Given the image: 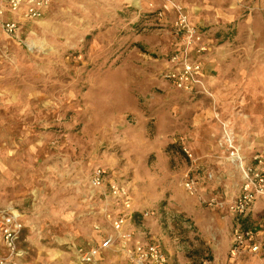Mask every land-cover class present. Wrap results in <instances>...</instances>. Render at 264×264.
Returning a JSON list of instances; mask_svg holds the SVG:
<instances>
[{"label":"rangeland","instance_id":"rangeland-1","mask_svg":"<svg viewBox=\"0 0 264 264\" xmlns=\"http://www.w3.org/2000/svg\"><path fill=\"white\" fill-rule=\"evenodd\" d=\"M175 6L204 31L210 74L236 86L238 102L228 115L213 84L211 95L191 96L161 76L179 42ZM199 114L204 122L194 123ZM253 121L257 152L264 153V0H53L19 32L0 27V144L4 135L30 138L38 155L22 164L25 178L17 175L15 183L20 187L37 171L34 205L29 199L17 206L36 220L22 232L25 262L44 248L63 250L67 225L92 226L86 217L105 209L107 196L97 189L96 198L87 181L103 166L126 183L137 212L155 210L145 220L137 213L133 222H148L166 237L170 264H264V196L257 197V217L242 224L258 234L259 250L231 254L234 221L224 216L225 226L208 224L214 215L208 207L215 204L197 187L204 177L213 179L212 172L197 168L193 151L189 159L178 141L192 127L216 125L219 154L234 170V192L242 176L229 161L225 128L248 162L252 154L242 150L238 131ZM198 151L200 158L213 157L204 147ZM187 178L194 180L193 193ZM16 197L8 193L5 200ZM183 206L200 209L201 231Z\"/></svg>","mask_w":264,"mask_h":264},{"label":"built area","instance_id":"built-area-1","mask_svg":"<svg viewBox=\"0 0 264 264\" xmlns=\"http://www.w3.org/2000/svg\"><path fill=\"white\" fill-rule=\"evenodd\" d=\"M52 0H0V27L7 34H15L19 29V22L12 13L22 14L28 20H38L44 15L45 9ZM176 20L174 23L179 36L173 51L167 58V66L161 73L163 79L178 91L191 96L211 95L204 76L202 55L208 52L210 45L200 26L190 22L188 15L180 6H175ZM12 16V17H9ZM182 152L193 158L192 149L184 137H179ZM224 143L231 149L230 157H236L234 163L238 165L242 176L240 193L226 209L236 220L231 245V254L240 253L243 249L258 251L260 245L254 238L252 228L242 227L248 210L254 200L264 196V153L251 155L246 162L239 156L233 138L225 133ZM89 185L103 192L107 196V205L103 216L114 236L104 235L99 243L92 246L77 247V260L67 264H99L102 252L115 245L120 240L119 250L124 253L126 264H169V258L156 239H140L133 237L134 216L139 213L144 220L152 218L156 212L147 209L137 212L134 208L132 196L126 183L111 176L103 166H95L89 176ZM185 188L193 193L194 180L186 179ZM215 199H211L213 203ZM24 225L13 208L0 212V239L2 252L0 264H23L27 251L20 244ZM201 264H211L202 260Z\"/></svg>","mask_w":264,"mask_h":264},{"label":"crops","instance_id":"crops-1","mask_svg":"<svg viewBox=\"0 0 264 264\" xmlns=\"http://www.w3.org/2000/svg\"><path fill=\"white\" fill-rule=\"evenodd\" d=\"M53 2V0H52ZM51 2V4H52ZM51 6V5H50ZM46 11V9H45ZM44 11V14H45ZM12 17V16H9ZM14 18L19 22V29L17 32L21 30V28L30 21L35 20H28L26 17H24L22 14H15ZM205 54H208L205 53ZM202 55V61L204 66V76L207 82V85L212 87V84L215 88H217V98L219 99V106L222 107L220 109L223 110L224 114L228 115L230 114V109L233 106L235 102H238L237 92H236V86L233 84L234 82H230V85L224 84L223 80L221 78V75L218 74L212 75L210 74L209 70L207 69V63L204 62V56ZM213 66H216L213 64ZM216 68V67H215ZM217 69V68H216ZM216 84V85H215ZM203 121V114L197 115V118L194 120V123H202ZM241 124V123H240ZM239 127V140L240 144L242 145V150H244V153H248V155L257 153V122H252V124H245L240 125ZM227 130V128H225ZM190 135H187L184 133V137L186 141L189 139V146L191 147L195 158H196V165L197 168L203 169L205 173L212 172V177L209 179V177H204L203 180L197 181V187L200 190L203 198L207 199H215L213 202L215 206L212 208H209V210H212L214 212V215L212 216L211 222L208 223L210 225H218L222 224V226H225L224 224V216L227 219L233 220L236 225V220L233 218L231 214L228 213L226 209V205L231 203L237 195L240 193V187L241 183L239 185L238 189H233L230 186V183L232 181V177L234 175V170L232 169L231 165L228 163L227 159L225 157H221L219 153H222L221 150L217 148L216 144V137L219 133L218 127L216 125H212V127L207 126L206 128H191L189 130ZM223 133V131H222ZM4 142L0 144V172H2L4 177L0 176V212L2 210H6L7 208H13L20 219V221L24 225V229L26 228V224L31 226L36 221L34 220L35 217L33 214L26 215L25 212L23 213V210L18 206V203H22L24 200L27 201L30 199V201H33V205L35 203V200H33V196L37 193L35 192V185L37 183L38 174L37 171L29 177L27 181H25L20 187L15 185V183L18 181V178H16L17 175H20L22 179H24V171L22 170L24 166L22 164L24 163H35L37 160V146H34V143L31 141V139H20V137L7 139V135H4ZM14 137V136H13ZM188 137V138H187ZM7 139V140H6ZM198 147H204L205 152L209 151L211 153H208L209 155H213V157H205L200 158L198 153ZM212 149V151H210ZM217 154H219L217 156ZM247 155V154H245ZM216 156V157H215ZM212 161L215 163L213 165ZM221 163H216V162ZM212 163V164H211ZM219 174L221 177L220 182L218 183L216 176ZM8 175L9 177H6ZM114 176V175H111ZM219 185H218V184ZM229 183V184H228ZM88 186L89 180L87 181ZM8 185V186H7ZM27 185V186H26ZM91 188V187H90ZM93 189L92 195L96 193V198H99L98 191L95 188ZM10 193L11 196H17L14 203L7 202L5 199L6 195ZM14 193V194H12ZM20 194H23V196H19ZM107 200V198H106ZM223 202L224 206L220 207V202ZM182 205V204H181ZM222 205V204H221ZM135 208V207H134ZM181 207V212L184 211ZM136 209V208H135ZM30 210V209H29ZM137 210V209H136ZM185 210L188 213V215H191V217L194 219L195 225L198 227V229L201 231V228L204 226L202 215L200 214L199 210ZM103 210L99 208L97 211L98 213L94 216L86 217V220L93 218L91 221L92 226H88V229L83 230L81 228L79 230V227L77 230H75L74 225H67V236H65L64 242L65 244H69L62 246L63 250H58L57 248L48 247L44 248L45 252H41L40 254L34 255L33 258H35L33 261L25 262L26 258L23 261V264H67L70 261L77 260V247L79 246H92L94 244H97L100 242V240L103 238L104 235H111L114 236L116 233L110 229L109 225L106 223L104 216H103ZM202 211V210H201ZM219 212V213H218ZM65 214V210L61 213V216L63 217ZM251 217H257V198L254 200L252 205L250 206L246 220ZM83 220V219H82ZM87 220V221H88ZM81 222V220H79ZM234 225V226H235ZM72 227V228H71ZM225 228V227H222ZM133 231V237L134 238H144V239H156L158 240L164 250L166 251L168 258H169V264H170V253L165 247V242L162 239H164L167 243L166 237L161 236L159 238L158 232H156V226L153 227L151 224L142 223V224H134L130 228ZM254 229V228H252ZM79 230L78 234H75L76 231ZM69 231L70 234L68 233ZM254 231V238L259 243V237L258 234L256 235L255 230ZM231 240V238H230ZM233 240V239H232ZM20 244L25 248L27 251V247L25 245V240L23 237V233L20 238ZM119 244L120 240L117 238V241L115 245H113L111 248L105 250L102 252L101 256L99 257V264H126L125 256L122 251L119 250ZM66 248V249H64ZM2 244L0 239V253L2 252ZM28 253V252H27ZM27 256V255H26ZM222 256V254H220Z\"/></svg>","mask_w":264,"mask_h":264},{"label":"bare ground","instance_id":"bare-ground-1","mask_svg":"<svg viewBox=\"0 0 264 264\" xmlns=\"http://www.w3.org/2000/svg\"><path fill=\"white\" fill-rule=\"evenodd\" d=\"M225 133H226L228 136H230V134H229V131H228V130H226V131H225ZM239 156L241 157V154H238V157H239ZM240 157H239V158H240ZM234 159H236V157H234V158H233V157H231V158H229V161H231V160H232V161H234ZM236 167H239V166H238V165H236Z\"/></svg>","mask_w":264,"mask_h":264}]
</instances>
